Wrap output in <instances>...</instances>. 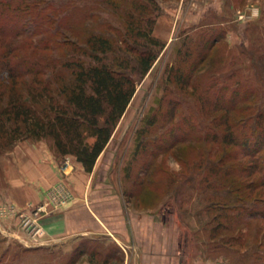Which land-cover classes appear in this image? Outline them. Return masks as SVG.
Listing matches in <instances>:
<instances>
[{"label":"rangeland","instance_id":"rangeland-1","mask_svg":"<svg viewBox=\"0 0 264 264\" xmlns=\"http://www.w3.org/2000/svg\"><path fill=\"white\" fill-rule=\"evenodd\" d=\"M78 1L83 36L98 32L114 40L115 52L106 59L128 62L125 71L136 80L133 98L90 171L101 191L90 188L89 202L116 224V191L123 188L127 207L163 218L157 225L161 246L134 244L124 255L92 234L49 238L44 222L75 200L65 170L75 156L61 155L51 137H27L0 153V264H264V148L247 157L240 142H227L241 125L255 127L260 113L264 125V0H140L147 7L142 13L130 0ZM128 11L133 32L121 36L114 29H125ZM152 37L164 47L152 45ZM146 47L157 58L141 74L136 59ZM46 150L61 158V180L47 198L23 202L30 179L21 167ZM104 194L112 200L104 202ZM87 202L85 195L82 207L69 208V218L86 220Z\"/></svg>","mask_w":264,"mask_h":264},{"label":"trees","instance_id":"trees-1","mask_svg":"<svg viewBox=\"0 0 264 264\" xmlns=\"http://www.w3.org/2000/svg\"><path fill=\"white\" fill-rule=\"evenodd\" d=\"M130 1L138 13L147 8L140 0ZM81 6L78 0H0V153L19 139L51 137L61 155H74L90 172L109 143L136 80L125 71L128 62L106 59L115 52L114 40L98 32L83 36ZM127 15L125 33L120 24L114 29L121 36L133 30V13ZM135 34L140 35L139 28ZM149 42L164 47L155 37ZM82 55L90 59L84 62ZM156 58L147 47L139 51L138 71L146 74ZM261 115L255 127L241 125L237 137L227 135L228 143L244 146L247 157L264 148Z\"/></svg>","mask_w":264,"mask_h":264},{"label":"crops","instance_id":"crops-1","mask_svg":"<svg viewBox=\"0 0 264 264\" xmlns=\"http://www.w3.org/2000/svg\"><path fill=\"white\" fill-rule=\"evenodd\" d=\"M160 31L158 32L159 36L160 34H163L162 31L161 33ZM161 37H163V35ZM27 158L29 159L28 163L22 166L21 169L27 170V172L24 171L25 173L22 172V174L23 176H26L28 179H30V185L27 186V189L25 187L23 188V190L26 191L23 195L24 198L22 199L21 197H18L23 202H39L47 198V196L49 195L48 192L50 188L61 180V171L58 165V161H60L61 158L54 157L52 153L47 150L42 151L41 153L36 152V157ZM69 158L71 159V165L67 166L65 170L70 172L68 179L75 188V200H71L70 202L73 203L69 202L67 203V205L71 204L69 205V208L75 206V208L73 207V209L77 210V208L82 207V205L78 204H81L83 202V198L86 195V199L88 201L86 204L88 205V207H86V209L88 208L89 214L87 218L88 220H79L81 218H77V216H71L72 218H69L71 214L69 212H71L72 209H70L69 211L68 206L65 205L66 209H62V211H59L58 213L47 219L46 222H44L45 231L47 232V235H49V238L54 240L62 239L69 235L74 236L75 234H78V236H87L89 234H92L93 236H100L106 238L107 240H109V242L114 243L116 246L119 247V251L122 252L124 255L128 253V249H131V246L134 244L137 245L138 249L145 250H149L150 248H152L154 242L156 243V246H161V241H159L158 238L163 237V234L161 233L160 229L159 233V231L157 230V225L163 224V218L161 220L160 218L153 219L152 217H149L154 220V223H152L151 225L153 226L152 229H146L145 223L149 219L148 216L150 215H148V213L142 207H132L136 210L131 211V206L129 208L126 205V196L124 195V190L122 188L120 191H116V194L119 199L117 203L118 210L117 208L114 209L117 211V214L119 215L120 219L119 222H117L116 224H111V222H109V220H107V218L100 213L98 207L96 208L93 202H89V196L87 194H89L90 188H95L93 190L97 192L101 191V188H96V186L93 185V172H87L84 166L76 159V157ZM19 184L23 185V181L19 182ZM113 189L116 190L117 188L113 187ZM127 195L129 196V199L127 198V200H129L131 203L132 198L130 197H132V195ZM107 197L109 196H103L104 202L111 198ZM93 199L96 200L97 198L94 197ZM110 200H112V198ZM107 207H109V205ZM149 244L151 246H149Z\"/></svg>","mask_w":264,"mask_h":264},{"label":"clouds","instance_id":"clouds-1","mask_svg":"<svg viewBox=\"0 0 264 264\" xmlns=\"http://www.w3.org/2000/svg\"><path fill=\"white\" fill-rule=\"evenodd\" d=\"M177 168H178V165H177Z\"/></svg>","mask_w":264,"mask_h":264}]
</instances>
